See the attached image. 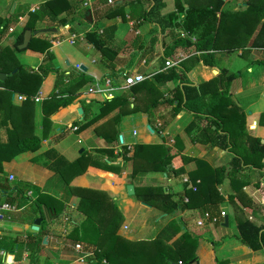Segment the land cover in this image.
<instances>
[{
	"label": "crops",
	"instance_id": "crops-1",
	"mask_svg": "<svg viewBox=\"0 0 264 264\" xmlns=\"http://www.w3.org/2000/svg\"><path fill=\"white\" fill-rule=\"evenodd\" d=\"M66 1L71 4L73 0ZM81 1L76 0L71 4L69 8L72 12L68 17L59 18L65 19L68 24L63 26L59 23V27L53 28V22L46 17L41 21L35 18L34 11L45 2L0 0V31L4 26L8 27L6 32L0 33V49L5 46V42H10V45L16 43L14 41L19 39L20 33L18 27L23 28V35L27 29H43L45 32L33 35L32 38L42 36L45 41L50 42L49 50L54 55V68L65 75L82 74L90 79L89 83L73 92L77 97L70 104L49 117L47 137L37 151L21 153L2 164L0 201L8 203L14 210L6 213L5 219L0 221V238L11 241V244H7L9 251L0 248V264H6L7 260H11V264H89V261H96V247L92 249L85 243L74 244L73 238L70 237L73 228L86 220L84 210L79 209L80 195L77 189L103 193L113 199L119 224L115 234L129 243L128 252L133 264H152L149 260V244L158 237L162 238L164 246L175 249L174 244L185 233L191 238H199L196 248L188 242H180V247L176 250L179 257H195L189 264H264L262 251H251L245 246L244 249L236 238L239 219H248L258 225L263 222V214L252 216V209L249 207L253 205L264 208V176L252 180L242 189L243 200L250 205L245 209L239 199L229 200V196L235 194L229 180L216 187V194L211 190L209 197L213 203H208L204 194L189 203L190 191L195 192L196 185L200 183L199 179L194 183L189 178V173L193 172L199 163H206L211 168L228 165L232 155L228 151L203 145L196 140V135L206 125L205 119H199L185 110L173 114V109L178 103L183 74L194 85L209 82L214 78H219L220 84V77L237 75L228 87L229 96L242 103L240 109L247 127L246 136L264 141V117H261L264 114V65L250 66L255 61L264 59V44L260 45L261 41L264 42L260 35L262 19L257 18L251 7L256 0H222L218 12V16H221V29L216 50L212 52L213 67L198 61L201 52L194 51L193 47L176 46L179 37L190 38L192 43L195 40L194 36H186L179 29H170L180 21L181 13L176 6L177 2L188 7L186 0H158L155 3L144 1L143 8H148L150 4L155 7L150 21H144L134 15L130 5L124 8L126 17L122 21L105 14L111 6L108 1L106 4H90L89 7H83ZM193 1L196 4L202 2ZM105 8L106 11H103ZM86 10L89 11L88 14L83 13ZM41 24L45 28H38ZM241 30L247 33L245 39L244 36H237ZM99 39L103 41L105 48L92 43V40ZM22 41L23 36L21 43ZM62 43L76 46L77 54L73 56L58 49ZM237 49L239 50L235 51ZM25 54L26 60L30 59V56H38L37 63H32L34 66L30 68L35 70L45 57V53ZM177 59L180 60L177 67H165L166 60ZM61 61L64 62V67L59 66ZM77 65L80 70L76 69ZM171 70H174L178 77L165 80ZM123 72L138 73L145 77L144 90L135 99L129 98L131 107L135 100L139 111L124 115L119 122H115L113 117L118 111L116 108L99 120L82 125V101L95 102L90 108V120L97 114L100 103L103 102L97 96H86L85 91L92 81L115 77L122 85L120 75ZM55 80V72L44 78L35 95L39 99L38 102L30 99L35 96L28 97L17 93L12 95L13 108L6 114L9 116L8 124L14 128L17 137L41 134L43 116L40 104L49 98ZM127 90H122L116 96L126 95ZM20 95L26 96V99L19 100ZM27 99L32 103H24ZM152 103L157 105L150 110L152 117L149 120L143 111ZM79 110L82 111L81 114ZM228 112L222 110L219 113L226 117L230 114ZM128 125H131V130L126 129ZM139 144H162L169 147L173 155L170 165L175 171L167 174L154 172L150 165H146L132 177L133 168L130 162L124 163L120 168L116 167L119 172H109L90 165L91 160L100 163L107 159L106 155L97 153L98 149H113L116 154L122 146ZM83 153L84 162L81 167L85 163L87 166L81 174L74 176L73 172L67 171L66 168ZM120 161V158L114 159L113 165H122ZM10 175L13 176V181L8 180ZM128 185L133 186V198L127 195ZM143 187H162L173 195L174 202L179 197H184V203L192 208H177L168 213L164 212L160 207L146 204L135 197V189ZM38 194L58 201L57 203L63 205L62 213L55 216L53 210H47L45 206L39 207L36 204ZM227 211L233 217L235 231H228L230 221ZM221 213H224V216H221ZM37 219L41 222L35 230L34 222ZM173 226L180 228L176 231ZM223 229H227L226 233ZM41 235V247H38L34 244ZM76 245L81 247V251L75 250ZM84 253L90 256L83 263L78 262L77 258Z\"/></svg>",
	"mask_w": 264,
	"mask_h": 264
},
{
	"label": "trees",
	"instance_id": "trees-1",
	"mask_svg": "<svg viewBox=\"0 0 264 264\" xmlns=\"http://www.w3.org/2000/svg\"><path fill=\"white\" fill-rule=\"evenodd\" d=\"M115 1H117L116 4L114 3L111 5L112 8L108 9V12L105 13L107 16L112 17L116 13L122 12L121 10H124L127 5H130L131 12L144 21H150L149 18L153 15L155 9L154 5L151 4L148 8H143L144 1L152 3L158 2V0ZM261 1L263 0H256L253 4H258ZM185 2L186 5H192V7L182 6L178 1L176 6L180 9V21L179 23L173 24L170 29L173 31L179 29L186 36H194L195 40L192 43L190 38L179 37L176 41V46L193 47L194 51L201 52L198 61H201L206 66L213 67L212 52L216 50L217 39L221 29V16L220 14L218 16V12L222 6V0H207L206 3H202V1L199 4H196L193 0H186ZM64 3L68 4L66 0H49L45 2L37 11H34L35 18L41 21L42 18L46 17L51 22L59 21L63 26L68 24L65 19H58V14L63 11L66 12V15L72 12L69 6L63 7ZM262 4H264V1ZM263 7L264 6L261 8ZM253 9V13H255L257 18L261 19L259 15L263 17L264 9L263 15L260 9L259 11L257 8ZM88 12L89 11L86 10L85 13L88 14ZM27 27L30 28L31 26L27 25ZM7 28V26H4L0 33L3 34V32H6ZM241 31H239V35L237 36H239V38L240 36H244L245 39L247 33L243 30ZM22 33L23 31L18 34L19 39L14 41L16 43L0 49V73L6 75L5 79L0 81V172L2 171V164L4 162L10 161L21 153L35 152L38 150L41 142L47 137L50 126L49 117L55 114L60 108H64L70 104L77 97L73 92L90 82V79L82 74L79 76H69L60 72L59 69H55L53 65L54 55L49 50L51 44L40 38H36L32 48L36 51L45 53V57L37 70L31 69L25 72L14 58V54L11 51V49L20 50L17 46L21 43ZM260 33L259 34L264 38V23ZM260 35L258 36V40H260ZM32 39L29 47L32 45ZM240 41L241 40H239V43ZM255 42L254 44L257 45ZM92 43L95 46H104L103 41L100 39L92 40ZM263 44L264 42L261 41L260 45ZM254 64L264 65V59L255 61L252 65ZM51 72L56 73V80L49 98L42 101L40 104V111L43 116L41 121V134L32 135L31 137H17L14 128L8 124L9 116L6 114L8 110L13 108L11 104L12 95L17 93L24 94L28 97L35 96L42 81ZM236 76L237 75H229L227 77H220V84L219 78H214L209 82L194 85L185 78V74L182 75V80L180 81L182 86L178 93V103L173 109V114L175 115L179 111L185 110L199 119H205L206 125L201 128L198 135H196V140L203 145H210L211 147H217L221 150L228 151L232 155L228 165L211 168L206 163H199L198 167L193 172L189 173V178L194 183L197 179L200 180V183L196 185V191H190L189 193V203L191 200L193 201L199 198L201 194L207 197L206 201L208 203H213L214 201L209 197L212 192L211 190L216 194V187L222 185L225 180H229V185L235 193L229 196V200L234 198L239 199L245 209L250 205L244 202L242 189L250 184L251 178L249 175L257 171L259 176H264V141L250 135L246 136L245 128L242 123L244 118L242 110L235 104L229 103L228 100L225 101L229 95L228 87ZM177 77L178 75L174 70H171L167 73L165 80H172ZM224 85L225 87L227 86V88H225ZM144 86L145 83L142 82L127 90L126 95L122 94L112 99H106L100 103L97 114L94 115L91 120L90 116L92 115V111L90 108L95 102L89 100L82 101L84 110L82 119L84 122L82 125L95 122L101 117L108 115L116 108H118V111L113 117L115 122H119L124 115L139 111V107L136 105L137 103L135 100L133 102V107H131L132 102L129 101V98L133 97L135 99V97L144 90ZM24 103L32 102L27 99ZM155 105H157V103L147 105L143 111L148 116L149 120H151L152 117L150 110H152ZM222 110H228L230 114L226 117L223 115L221 116L219 112ZM261 117H264V114ZM89 120L90 122H87ZM74 124H72V126ZM162 129L161 127L160 130ZM107 142L109 141L107 140ZM97 153L106 155L107 159L102 160L100 163L91 160L90 165L97 166L109 172H119L117 168L129 162L132 164L133 168L132 177L146 165H150L151 170L154 172H164L167 174L175 171L170 165V161L173 157L171 150L169 147L162 144H139L130 147L122 146L116 154L113 149H98ZM84 154L85 153L79 156L77 160L70 163L66 168L67 171L73 172L74 176L81 174L87 166L85 163V165L83 164V167H81V163L84 162L82 161ZM117 158L121 159L120 162H122V165H120V163L118 166L113 165V160ZM246 171H248V173H246ZM77 191L80 195L79 209L84 210L83 213L86 216V220L79 226L73 228L70 237L73 238L72 241L74 244L85 243L92 247V249L96 247V261H89V264H133V259L130 258V253L128 252L130 248L129 243L115 234L119 224L117 223L116 209L113 207V199L109 198L106 194H98L90 190L77 189ZM135 197L141 202L160 207L159 209L167 213L177 208L183 210L192 208L190 205L184 203V197H179L177 201L174 202L173 195L165 191L162 187L136 188ZM57 202L58 201L54 198L44 194H38L36 198V204L39 207L45 206L47 210H53L55 216L61 214L63 210V205ZM249 208L252 209L251 213L254 216L263 214L264 218V208L262 206H252ZM239 211H242V209H239ZM120 220L121 217L119 216V221ZM237 231L238 235L236 238L241 244L248 247L251 251H262L264 253V223L257 225L248 219H239ZM41 237L42 235L38 237L34 245L41 247ZM161 239L162 238L158 237L149 244L151 247V252H148L149 255L151 254V259L149 260L152 264H189L195 259V257L191 255L179 257L176 254V250L179 249L182 242H188L193 248H196L199 238H191L189 234L185 233L181 239L174 244L175 249L164 246ZM8 243L11 244L9 239L0 238V248L9 251ZM103 261H105V263H103Z\"/></svg>",
	"mask_w": 264,
	"mask_h": 264
},
{
	"label": "rangeland",
	"instance_id": "rangeland-1",
	"mask_svg": "<svg viewBox=\"0 0 264 264\" xmlns=\"http://www.w3.org/2000/svg\"><path fill=\"white\" fill-rule=\"evenodd\" d=\"M45 1H47V0H36V2H45ZM72 1V0H71ZM106 1H108V0H100L99 2H96L95 0H92L91 1V4L94 6V3L96 4V3H102V4H106ZM111 1H113V4L115 3L116 4V2L117 1H115L114 2V0H111ZM165 1V0H164ZM203 2L202 3H206L207 2V0H202ZM67 2V1H66ZM74 2H76V0H73L72 2H71V4H74ZM262 2L263 1H261L260 3H258V4H253L252 5V7L253 8H257V10L259 11V9L262 11L261 12V14L263 15V9H264V7L263 8H261L262 6H264V4H262ZM71 4H66V3H64L63 4V7H67V6H71ZM84 0H82L81 1V5L84 7ZM96 6V5H95ZM108 6V5H107ZM187 6H189V7H192V5H187ZM94 8V7H93ZM108 8V7H107ZM109 8H112V6H109ZM80 9H82V8H80ZM103 11H106V8L103 10ZM122 12H118V13H116L115 15H113L112 17L113 18H118V19H121L122 21L124 20V18L126 17V11L125 10H121ZM83 13H85V12H83ZM69 16V15H68ZM67 15H66V12L65 11H63V12H61L60 14H58V19L59 18H64V17H68ZM89 16V15H88ZM87 16V17H88ZM259 17H261V19H262V25H263V23H264V15H263V17L261 16V15H259ZM35 20V19H34ZM40 24V23H39ZM61 24V23H60ZM52 26H53V28L54 27H59V21H55V22H53V24H51ZM44 27V25H39L38 26V28H43ZM248 27H250V25L248 26ZM45 28V27H44ZM22 30H23V28H21V27H18V31L21 33L22 32ZM43 30V29H42ZM36 38L37 37H33V41H32V45L30 46V47H28L27 49H25V50H13V49H11V51H12V53L14 54V58L17 60V62L19 63V65L21 66V68L22 69H24L25 70V72H27V71H30L31 69L30 68H32L34 65H32V63L33 64H36L37 63V61H38V56H30V59H27L26 60V58L24 57V55H26L25 53H31V54H33V53H38V54H41L42 52H40V51H36V50H34L33 48H32V46H33V44L35 43V41H36ZM40 39H42V40H44V38L41 36V37H39ZM220 44H223L222 42H220ZM5 46H11L10 45V42H5ZM4 46V47H5ZM75 47L76 46H71V45H69V44H67V43H62L61 45H60V47L58 48V49H62L63 51H65L66 53H68V54H70V55H73V56H75V54H77V50L75 49ZM239 49H237V50H235V51H238ZM234 51V52H235ZM64 58V56H62V59ZM59 66H61V67H64L65 65H64V62H59ZM251 66H253V65H251ZM244 77V76H243ZM16 93H14V95H15ZM227 99H228V101H229V103H233V104H235L236 106H238L239 108H240V105L242 104L239 100H235L234 98H231L229 95H228V97H227ZM237 101H239V102H237ZM242 123H243V126H244V128L245 129H247V127H245V123L242 121ZM126 129L127 130H131V125H128V126H126ZM118 142L120 143V139L118 138ZM240 143H242L241 141H239ZM252 176H251V181L252 180H258L259 179V174H258V172L257 171H254V172H252V174H251ZM130 198H133V195L132 196H129ZM253 206V205H252ZM228 212V215H229V221H230V227L228 228V231L229 232H231V231H235L236 230V228H234L233 227V217H232V215H231V213L229 212V211H227ZM243 213V212H242ZM251 215H252V213H251ZM252 216H254V215H252ZM243 220H246V219H243ZM263 220V222H262V224L264 223V218L262 219ZM253 223H255L256 224V222H253ZM258 225V224H257ZM173 228H175V230L177 231L180 227L179 226H173ZM226 230L227 229H223V231L226 233ZM227 238H229L228 236H227ZM181 239V236L178 238V240H180ZM177 240V241H178ZM241 245V244H240ZM243 245V244H242ZM241 245V247L243 248L245 245H243L242 246ZM246 247V246H245ZM244 247V249H246ZM155 260V259H154ZM155 261H157V260H155ZM86 264H88V263H86Z\"/></svg>",
	"mask_w": 264,
	"mask_h": 264
},
{
	"label": "built area",
	"instance_id": "built-area-1",
	"mask_svg": "<svg viewBox=\"0 0 264 264\" xmlns=\"http://www.w3.org/2000/svg\"><path fill=\"white\" fill-rule=\"evenodd\" d=\"M91 1L92 0H84L83 5L85 7H89L91 4ZM108 4L113 5V1L108 0ZM57 44H60V43L57 42ZM179 62H180L179 59L166 60L165 67L167 68L177 67ZM76 69L80 70V66L77 65ZM120 77L123 80L122 85H120L117 82L115 77H105L102 79H97V80L92 81V84L90 85V87H88L85 91L86 96H97L100 99H102V101L106 99H112L116 97V95H118L122 90L130 89L145 81V77L138 73L123 72L121 73ZM18 99L25 100L26 96L20 95L18 96ZM30 99H33L36 102L39 101V99L36 96ZM74 130H76V128H74ZM8 180L13 181L14 180L13 176L10 175L8 177ZM13 210L14 208L11 205H9L6 202L0 201V221H3L5 219L6 213L11 212ZM221 216H224V213H221ZM75 250L81 251V247L79 245H76ZM89 256H90L89 254L84 253L77 258V261L83 263L85 259Z\"/></svg>",
	"mask_w": 264,
	"mask_h": 264
},
{
	"label": "water",
	"instance_id": "water-1",
	"mask_svg": "<svg viewBox=\"0 0 264 264\" xmlns=\"http://www.w3.org/2000/svg\"><path fill=\"white\" fill-rule=\"evenodd\" d=\"M88 19H90V16H88ZM45 32L44 30H39V31H31L29 29H27L23 35V41L20 45H18V49L22 50L25 49L29 46L30 42H31V38L33 35H38ZM6 75L0 73V81H3L5 79ZM79 113L81 114L82 111L79 110ZM150 129V127H148ZM126 191H127V195L128 196H132L134 195V189L132 185H128L126 187ZM41 220L37 219L34 222V229L37 230V226L40 224ZM225 224L227 225V218H225ZM6 264H11V260H7Z\"/></svg>",
	"mask_w": 264,
	"mask_h": 264
}]
</instances>
